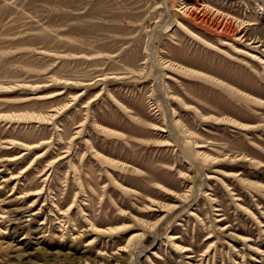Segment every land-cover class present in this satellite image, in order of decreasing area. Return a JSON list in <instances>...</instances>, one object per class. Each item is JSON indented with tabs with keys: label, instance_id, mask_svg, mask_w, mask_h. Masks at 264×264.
I'll use <instances>...</instances> for the list:
<instances>
[{
	"label": "rangeland",
	"instance_id": "374dc122",
	"mask_svg": "<svg viewBox=\"0 0 264 264\" xmlns=\"http://www.w3.org/2000/svg\"><path fill=\"white\" fill-rule=\"evenodd\" d=\"M0 264H264V0H0Z\"/></svg>",
	"mask_w": 264,
	"mask_h": 264
}]
</instances>
